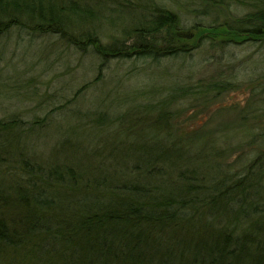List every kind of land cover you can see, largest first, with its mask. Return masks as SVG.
I'll return each instance as SVG.
<instances>
[{
	"label": "trees",
	"instance_id": "obj_1",
	"mask_svg": "<svg viewBox=\"0 0 264 264\" xmlns=\"http://www.w3.org/2000/svg\"><path fill=\"white\" fill-rule=\"evenodd\" d=\"M246 1L252 15L240 21L241 44L264 39V0ZM94 2L0 0V37L20 28L57 34L79 47L95 45L94 25L106 18H98L99 0ZM175 20L161 13L132 22L130 33L153 35L156 42L130 54L160 61L187 52L175 46ZM214 29L200 28L206 38ZM232 33L228 28L226 34ZM162 103L149 112L115 114L118 125L109 127L116 131L99 143L104 150L113 147L109 160L121 162L110 165L79 149L68 163H26L16 185L9 191L0 186V263L19 264L24 253L40 264H171L178 247L184 264H210L214 257L264 264V152L241 159V165H222L228 148L212 153L209 142L173 138L170 121H161ZM105 119L99 117L98 125L105 126ZM6 125L0 122V128ZM188 244L196 248L192 258L184 256Z\"/></svg>",
	"mask_w": 264,
	"mask_h": 264
},
{
	"label": "rangeland",
	"instance_id": "obj_2",
	"mask_svg": "<svg viewBox=\"0 0 264 264\" xmlns=\"http://www.w3.org/2000/svg\"><path fill=\"white\" fill-rule=\"evenodd\" d=\"M99 2L98 18L106 20L94 25L95 45L79 47L57 34L20 28L0 37V122L7 124L0 128V186L9 191L18 176L24 177L27 164L68 163L79 149L110 165L121 162L109 160L113 147L104 150L99 143L116 131L109 127L118 125L115 114L149 112L162 102L167 105L161 121H170L173 138L209 142L212 153L228 148L222 165H241V159L264 152V39L241 44L240 21L252 15L246 0ZM161 13L174 15L175 46L188 51L160 61L130 54L156 42L153 35L130 33L132 22ZM200 28L215 31L206 38ZM228 28L236 33L226 34ZM217 84L220 88L209 90ZM178 90L187 93L181 96ZM101 116L105 126L98 125ZM125 140L128 146L134 141ZM188 249L184 256L192 258L196 248L188 244ZM181 250L174 248L171 264H184ZM22 254L15 263L40 264ZM210 264L232 263L214 257Z\"/></svg>",
	"mask_w": 264,
	"mask_h": 264
}]
</instances>
